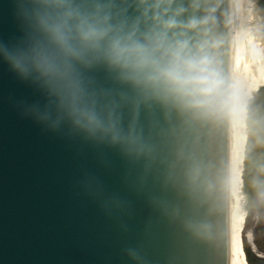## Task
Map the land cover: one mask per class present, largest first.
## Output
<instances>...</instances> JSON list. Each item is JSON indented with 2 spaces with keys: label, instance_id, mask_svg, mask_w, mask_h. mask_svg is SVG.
<instances>
[{
  "label": "water",
  "instance_id": "1",
  "mask_svg": "<svg viewBox=\"0 0 264 264\" xmlns=\"http://www.w3.org/2000/svg\"><path fill=\"white\" fill-rule=\"evenodd\" d=\"M20 3L0 0V38L19 34ZM86 3L127 65L111 103L153 151L49 115L0 63V264H229L227 0Z\"/></svg>",
  "mask_w": 264,
  "mask_h": 264
},
{
  "label": "clouds",
  "instance_id": "2",
  "mask_svg": "<svg viewBox=\"0 0 264 264\" xmlns=\"http://www.w3.org/2000/svg\"><path fill=\"white\" fill-rule=\"evenodd\" d=\"M19 19V34L0 38V63L40 91L39 106L65 123L111 134L128 153H151L153 131L135 114L117 113L109 98V75L125 73L127 65L99 7L86 0H21ZM185 222L194 232L201 228L195 210Z\"/></svg>",
  "mask_w": 264,
  "mask_h": 264
},
{
  "label": "bare ground",
  "instance_id": "3",
  "mask_svg": "<svg viewBox=\"0 0 264 264\" xmlns=\"http://www.w3.org/2000/svg\"><path fill=\"white\" fill-rule=\"evenodd\" d=\"M229 27V264H240L239 205L237 199L236 142L239 140L238 116L244 99L264 82V25L258 0H227Z\"/></svg>",
  "mask_w": 264,
  "mask_h": 264
},
{
  "label": "flooded vegetation",
  "instance_id": "4",
  "mask_svg": "<svg viewBox=\"0 0 264 264\" xmlns=\"http://www.w3.org/2000/svg\"><path fill=\"white\" fill-rule=\"evenodd\" d=\"M238 127L240 264H264V82L244 99Z\"/></svg>",
  "mask_w": 264,
  "mask_h": 264
},
{
  "label": "rangeland",
  "instance_id": "5",
  "mask_svg": "<svg viewBox=\"0 0 264 264\" xmlns=\"http://www.w3.org/2000/svg\"><path fill=\"white\" fill-rule=\"evenodd\" d=\"M257 6H259L260 13H261V19L264 25V0H258Z\"/></svg>",
  "mask_w": 264,
  "mask_h": 264
}]
</instances>
